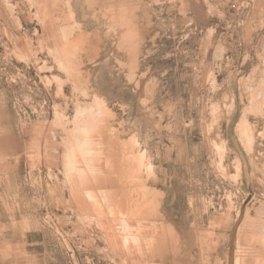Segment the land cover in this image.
<instances>
[{
	"label": "rangeland",
	"instance_id": "1",
	"mask_svg": "<svg viewBox=\"0 0 264 264\" xmlns=\"http://www.w3.org/2000/svg\"><path fill=\"white\" fill-rule=\"evenodd\" d=\"M236 261L264 264V0H0V264Z\"/></svg>",
	"mask_w": 264,
	"mask_h": 264
},
{
	"label": "bare ground",
	"instance_id": "2",
	"mask_svg": "<svg viewBox=\"0 0 264 264\" xmlns=\"http://www.w3.org/2000/svg\"><path fill=\"white\" fill-rule=\"evenodd\" d=\"M71 44H72V43H71ZM78 48H79V47H78ZM78 48H77V49H78ZM95 125H96V124H95ZM91 139H92V138H91ZM97 140H98V139H97ZM91 141H92V140H91ZM113 150H114V149H113ZM108 168H109V167H108ZM110 197H111V196H110ZM236 264H237V261H236Z\"/></svg>",
	"mask_w": 264,
	"mask_h": 264
}]
</instances>
